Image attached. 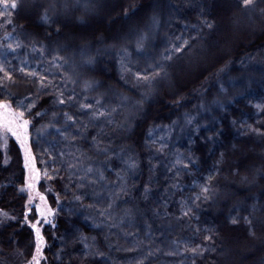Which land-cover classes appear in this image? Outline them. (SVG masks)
Listing matches in <instances>:
<instances>
[{
  "label": "trees",
  "instance_id": "trees-1",
  "mask_svg": "<svg viewBox=\"0 0 264 264\" xmlns=\"http://www.w3.org/2000/svg\"><path fill=\"white\" fill-rule=\"evenodd\" d=\"M98 1H25L12 15L33 65L1 63L0 101L36 104L42 264H264V0ZM1 145L0 264H27L24 154Z\"/></svg>",
  "mask_w": 264,
  "mask_h": 264
},
{
  "label": "snow or ice",
  "instance_id": "snow-or-ice-1",
  "mask_svg": "<svg viewBox=\"0 0 264 264\" xmlns=\"http://www.w3.org/2000/svg\"><path fill=\"white\" fill-rule=\"evenodd\" d=\"M253 3H254V0H240V6L243 9L250 8L251 6H253ZM0 7H3L5 11H7V9L9 8L14 10L17 8V3H16V0H0ZM4 14H5L4 12H0V15H4ZM44 19L47 20V17H44ZM7 47L9 49H12L13 51L15 50L12 44H8ZM16 47H19V44H17ZM175 51H180V47H177ZM20 71L23 72L24 69L21 68ZM0 73H3V76H0V83H2L3 80H6V79L7 80L13 79L12 75L10 74L9 71L5 69L3 64H0ZM25 74L28 76L36 75L33 72H29ZM137 78L138 79L140 78L139 74H137ZM143 78L148 79L147 77H143ZM43 79H44L43 77H40V80H43ZM61 95L63 94L61 93ZM25 99H28V98H25ZM57 103L62 105L65 103V100L58 99ZM99 103L100 102L97 101V104ZM35 107H36L35 102H29L25 104V102L21 100L17 102V107L15 110H13L12 105L8 101H0V139H2L5 135L10 134L12 137L15 138L16 142L20 145V148L24 154V168L26 169L27 174L25 175L24 186L20 189V191L24 192L25 190H27L29 193L28 201L25 205L26 209H28L32 204V201H33L32 193L35 188V182H37L40 179V173L35 168L32 152H31V149L28 147V138H29L28 129L30 125V120L25 118L26 115L28 116L31 115V112ZM91 107L93 106L85 105V104L81 105V109H87ZM35 115L41 116L42 114L40 112H36ZM63 115L65 118V122L69 127L73 124H76V119L74 115L69 114L68 112H65ZM104 115H105L104 112L93 111L92 119H98L99 117H102ZM61 135H64V133L61 132ZM93 141H96L95 137H93ZM69 167H72V165H69ZM130 167H135V164L134 163L131 164ZM87 172L91 173L92 169L88 168ZM45 175H47V173H45ZM99 178L101 180L104 179V176L102 173L100 174ZM209 179H211V177H209ZM94 182L95 181H93V183ZM202 191L207 192L208 188L204 187ZM36 195L39 196V200L42 203L45 202V197L43 195H40L39 193H36ZM76 198L79 199V197H76ZM109 207H111V203L109 204ZM35 210H36L37 216L43 219L45 223L50 222L48 220V216L52 214V210L50 208L42 207V204H37ZM0 215L8 217L7 213H0ZM101 215H104V213L101 212ZM27 220H28V214L26 211L25 221ZM245 220H247V217H245ZM235 222L236 220L234 219L233 223ZM30 227L34 233V248L31 254V258L27 261V264H42V261L45 259V257L43 256V248L45 245V241H44L43 235L41 234L39 220L36 223H31ZM205 239H208V237H205ZM85 246L87 247V245ZM191 251L196 252V249H192Z\"/></svg>",
  "mask_w": 264,
  "mask_h": 264
},
{
  "label": "rangeland",
  "instance_id": "rangeland-1",
  "mask_svg": "<svg viewBox=\"0 0 264 264\" xmlns=\"http://www.w3.org/2000/svg\"><path fill=\"white\" fill-rule=\"evenodd\" d=\"M25 1L27 0H16L17 3V7L22 5V3H25ZM103 0H99L97 3V9L99 10L101 5L100 3H102ZM47 9V8H46ZM15 10V9H14ZM14 10L9 8L7 9V11H5V9L3 7H0V12H4V15H0V64L1 63H6L9 67H30L33 65V62L29 59H27L22 51H21V42H20V34L18 31V24L15 23V21L13 20V13ZM51 8L48 10H46V12L50 11ZM57 15H63V14H57ZM47 17V14L44 13L43 17ZM62 18H65L67 15L61 16ZM45 20V19H44ZM220 26L222 27V24H220ZM236 41V38H231L228 42L224 41L225 45L223 46L225 49H222V52H225L229 46H231L234 42ZM8 44H12L13 48L15 49L14 51L12 49H9L7 47ZM19 44V47H16V45ZM230 48V47H229ZM11 136L10 134L5 135L1 141H2V149L5 152L6 151V142H7V138ZM40 180V179H39ZM38 180V181H39ZM37 182H35V188L33 190V201H32V209H31V214L32 218L28 219L27 222L29 224L31 223H36L39 220V226H43L45 224H49L52 222L53 219V210H52V214L48 216V220L50 221L49 223H45L43 219H41L40 217L37 216L36 214V205L37 204H42V207H46V208H50L47 204V199H46V193L49 192V189L47 186H45L44 191H42V189H36V185ZM28 192V191H27ZM36 193H39L40 195H43L45 197V202H41L39 200V196L36 195ZM29 194V193H27ZM31 207V206H30ZM30 210H27V212H29ZM2 213V212H0ZM28 215V216H30ZM7 217L0 215V224L7 221Z\"/></svg>",
  "mask_w": 264,
  "mask_h": 264
}]
</instances>
